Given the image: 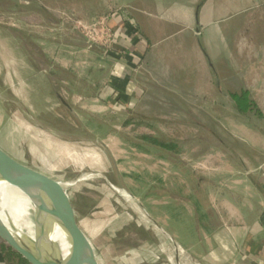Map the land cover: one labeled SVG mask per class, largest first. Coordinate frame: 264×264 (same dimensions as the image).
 Listing matches in <instances>:
<instances>
[{
    "label": "rangeland",
    "instance_id": "rangeland-1",
    "mask_svg": "<svg viewBox=\"0 0 264 264\" xmlns=\"http://www.w3.org/2000/svg\"><path fill=\"white\" fill-rule=\"evenodd\" d=\"M70 1L0 0V147L62 183L102 264H223L222 255L207 262V240L189 233L210 209L208 196L231 209L243 168L264 165V77L225 79L219 93L205 67L187 75L186 58L175 55L181 92L158 94L161 104L111 105V77L127 78L126 61L90 40L80 23L116 18L130 5ZM245 65L255 70L264 61ZM239 80L257 101L245 115L226 94L241 90ZM143 135L176 147L159 148ZM171 219L182 221L177 234ZM32 222L33 211L25 224ZM191 241L199 253L181 245Z\"/></svg>",
    "mask_w": 264,
    "mask_h": 264
},
{
    "label": "crops",
    "instance_id": "crops-1",
    "mask_svg": "<svg viewBox=\"0 0 264 264\" xmlns=\"http://www.w3.org/2000/svg\"><path fill=\"white\" fill-rule=\"evenodd\" d=\"M58 1L67 0H52V4L55 5ZM124 1L130 5V12H115L116 18L110 17V20L113 19L112 28L119 26L116 30L119 39L121 43L128 44L122 29L128 21V15L134 19L141 33L140 37L133 39V51L138 55L136 59L132 60L130 56L123 58L128 74L123 79L128 81L125 87L129 94L126 105H132L133 102L135 105H146L147 102L151 105L161 104L162 99L158 94H177L182 91L178 82L182 73H179V68L171 61V57L175 55L186 58L184 66L187 75L195 65L205 67L207 77L219 93H224V84H230L232 79L252 75L264 77V65L255 70L245 69V63L247 60L251 61L252 57L254 60L257 57V61H264V0ZM236 32L237 38L234 36ZM239 85L241 90L226 92L229 100L232 101L231 94L249 92L257 105V101L251 96L252 90L240 80ZM108 101H112V98H108ZM261 164L263 163L256 164L253 169L243 168L245 176L238 184L242 191L237 193L238 196L234 193L237 199L233 197L230 200L231 209L224 206V202L223 206L218 202L217 207L208 195L210 209L202 210L197 202L196 207L202 210L196 225L199 228L193 230L194 226L191 225L192 232L189 234L192 239H201L202 242L207 240V262L216 261V256L222 255L223 264H264V165ZM252 170L255 171L254 174H251ZM171 221L170 227L177 234V225L182 221ZM157 226L164 229L158 224ZM194 243L195 241L190 244L182 242L181 245L192 254L199 253L200 249ZM0 264L20 263L8 261L0 248Z\"/></svg>",
    "mask_w": 264,
    "mask_h": 264
},
{
    "label": "water",
    "instance_id": "water-1",
    "mask_svg": "<svg viewBox=\"0 0 264 264\" xmlns=\"http://www.w3.org/2000/svg\"><path fill=\"white\" fill-rule=\"evenodd\" d=\"M0 179L22 190L36 206L34 234L23 225L22 230L19 229L9 219L6 223L0 215V238L30 264H102L61 182L19 162L1 147ZM48 214L67 230L71 241L70 258L57 243L48 239L45 221Z\"/></svg>",
    "mask_w": 264,
    "mask_h": 264
},
{
    "label": "bare ground",
    "instance_id": "bare-ground-1",
    "mask_svg": "<svg viewBox=\"0 0 264 264\" xmlns=\"http://www.w3.org/2000/svg\"><path fill=\"white\" fill-rule=\"evenodd\" d=\"M32 211L36 212V206L31 199L18 187L0 179V215L4 221L6 223L8 219L14 221L20 227L19 229L22 230L24 227L34 234L35 223L32 222V228H28L29 226L25 224L26 218ZM45 219L48 227V239L57 243L64 255L70 258L72 256L71 241L67 230L52 215H46Z\"/></svg>",
    "mask_w": 264,
    "mask_h": 264
},
{
    "label": "trees",
    "instance_id": "trees-1",
    "mask_svg": "<svg viewBox=\"0 0 264 264\" xmlns=\"http://www.w3.org/2000/svg\"><path fill=\"white\" fill-rule=\"evenodd\" d=\"M135 29H138L139 31V28L137 25L135 26ZM135 29L133 26H130L128 27V32H132ZM113 31L117 33L115 29H113ZM118 39H119V34H118ZM108 54L115 59L128 58L129 56L132 57L133 55L138 56L137 53L133 51V46L130 43L125 44L121 42H119V46L111 48L108 51ZM112 78H113L112 80L113 84H110V87L113 93L111 97L112 101H110V103L113 102L114 103V104L112 103L113 105H116L115 103H117L121 108H124L127 106L126 101H128V97H129L128 92H126L127 88L125 89L128 81L123 80V79L119 80L117 76H114ZM231 98L233 99L235 103L234 107L237 109V111L240 114H248L257 108V105L254 102V100L251 99L249 92H242L240 94H231ZM257 113L261 115L259 111ZM142 140L146 142H150L154 146H158L164 149H174L176 147L174 143L169 144V143L162 142L158 138L151 136V135H143ZM137 146L141 147L142 145L141 146L137 145ZM0 248L5 254L8 261L17 262L20 264H30L22 255H20L17 251H15L10 245H8V243H6L1 238H0Z\"/></svg>",
    "mask_w": 264,
    "mask_h": 264
},
{
    "label": "built area",
    "instance_id": "built-area-1",
    "mask_svg": "<svg viewBox=\"0 0 264 264\" xmlns=\"http://www.w3.org/2000/svg\"><path fill=\"white\" fill-rule=\"evenodd\" d=\"M109 17H100V19L96 20L90 24L80 23L83 32L87 35V37L93 42H97L99 44L104 45L108 48L117 47V38L118 33H115L108 25ZM110 19V18H109ZM133 26L135 29L136 23L130 22L129 20L124 25V34L126 35L127 42L133 45V39L140 37V32L138 29H135L132 32H128V27Z\"/></svg>",
    "mask_w": 264,
    "mask_h": 264
},
{
    "label": "flooded vegetation",
    "instance_id": "flooded-vegetation-1",
    "mask_svg": "<svg viewBox=\"0 0 264 264\" xmlns=\"http://www.w3.org/2000/svg\"><path fill=\"white\" fill-rule=\"evenodd\" d=\"M232 99V98H231ZM232 101H233V99H232ZM234 102V101H233ZM235 104V103H234Z\"/></svg>",
    "mask_w": 264,
    "mask_h": 264
}]
</instances>
